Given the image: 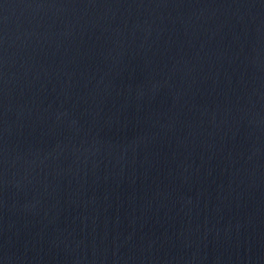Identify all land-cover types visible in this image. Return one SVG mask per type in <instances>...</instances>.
<instances>
[{"label": "water", "instance_id": "obj_1", "mask_svg": "<svg viewBox=\"0 0 264 264\" xmlns=\"http://www.w3.org/2000/svg\"><path fill=\"white\" fill-rule=\"evenodd\" d=\"M0 264H264V0H0Z\"/></svg>", "mask_w": 264, "mask_h": 264}]
</instances>
